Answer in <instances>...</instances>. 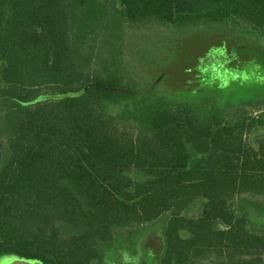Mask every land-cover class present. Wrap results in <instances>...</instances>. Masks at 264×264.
Instances as JSON below:
<instances>
[{
	"label": "trees",
	"instance_id": "obj_1",
	"mask_svg": "<svg viewBox=\"0 0 264 264\" xmlns=\"http://www.w3.org/2000/svg\"><path fill=\"white\" fill-rule=\"evenodd\" d=\"M150 26L264 40V0H0V256L96 264L160 224L157 264H264V99L124 55Z\"/></svg>",
	"mask_w": 264,
	"mask_h": 264
},
{
	"label": "rangeland",
	"instance_id": "obj_2",
	"mask_svg": "<svg viewBox=\"0 0 264 264\" xmlns=\"http://www.w3.org/2000/svg\"><path fill=\"white\" fill-rule=\"evenodd\" d=\"M156 27L127 28L122 36L123 54L132 57L136 55L138 60L151 59L152 53L157 58L168 56L163 61L164 65L168 68L175 67L173 70L181 77L180 81L170 80L171 84L180 87V90L187 94L204 93L214 97L218 95L241 97L234 101L239 104L264 99V40H252L253 38L249 36L239 35L232 45L229 43L227 46L226 38L219 37L216 40L215 34H206L197 30L195 39H191L188 34L190 28L188 31L178 29L174 31ZM214 31L217 35L221 34L218 33L220 29L216 28ZM156 39L169 45L164 53L156 50L158 47ZM193 40L202 41L204 49L199 51L192 46L189 49L190 64L185 68L186 70H182L184 67L182 65H188V62L179 64L176 61L181 58L183 43ZM148 42L152 43V46H148ZM136 61L127 57L126 62L135 64ZM139 75L141 76V72ZM169 89L168 86L167 91ZM121 110L122 106L113 108L112 112L117 114ZM124 245L126 246L122 248L116 245L105 247L101 253V260L96 264H157L163 245L161 225L154 224L145 228L125 241ZM0 264L40 263L5 255L0 256Z\"/></svg>",
	"mask_w": 264,
	"mask_h": 264
}]
</instances>
